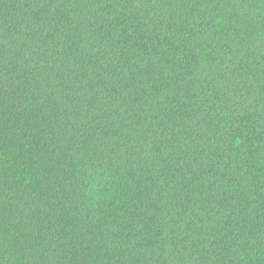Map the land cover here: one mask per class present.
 I'll return each mask as SVG.
<instances>
[{
    "label": "trees",
    "instance_id": "1",
    "mask_svg": "<svg viewBox=\"0 0 264 264\" xmlns=\"http://www.w3.org/2000/svg\"><path fill=\"white\" fill-rule=\"evenodd\" d=\"M238 4L0 0V264H264Z\"/></svg>",
    "mask_w": 264,
    "mask_h": 264
},
{
    "label": "rangeland",
    "instance_id": "2",
    "mask_svg": "<svg viewBox=\"0 0 264 264\" xmlns=\"http://www.w3.org/2000/svg\"><path fill=\"white\" fill-rule=\"evenodd\" d=\"M238 3V2H236ZM237 15L247 28L245 37L264 52V0H240Z\"/></svg>",
    "mask_w": 264,
    "mask_h": 264
}]
</instances>
